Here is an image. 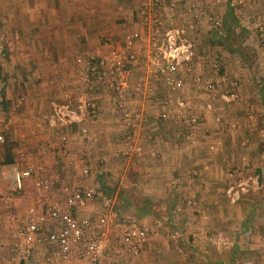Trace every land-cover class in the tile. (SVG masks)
<instances>
[{"label": "crops", "instance_id": "crops-1", "mask_svg": "<svg viewBox=\"0 0 264 264\" xmlns=\"http://www.w3.org/2000/svg\"><path fill=\"white\" fill-rule=\"evenodd\" d=\"M170 1L162 0L163 12ZM175 1V12L181 21L191 16V11L182 7L186 2H195L198 7L214 3V12L222 7L215 0ZM139 3L140 0H0V133L10 135L16 142L13 160L23 153L31 162H43L51 183L49 189L39 190L32 178H25L24 189L12 195L9 206L0 200V209L23 214L39 193L61 192L64 184L94 185L97 193L77 207L80 215L111 210L144 222L161 220L163 228L180 231L172 241L151 238L136 255L124 253L111 233L112 258L103 264H264L252 256L264 245V104L257 89L261 81L257 75L250 92L245 82L242 96L231 101L215 96L211 109L204 108L208 92L191 89L185 98L186 113L164 112L162 99L167 90L161 85L141 80L139 93L134 91L140 75H144L148 53L146 41L136 43V57L129 67L122 96L109 84L102 85L94 93L96 113L68 132L67 146L86 160L90 173L83 174L78 162H69L59 152V135L46 122L51 100L75 94L69 76L81 72L75 57L87 60L104 54L107 48L101 41L103 34L109 33L116 43H122L127 31L142 28ZM263 12L264 0H249L242 22L249 30L247 39L257 33L252 27V13ZM214 26L202 21L197 29L208 31L207 39L212 41L219 38L209 33ZM261 55L264 59V46L258 58ZM216 56L213 57L218 59ZM206 66L207 63L195 68L199 71L197 77ZM220 66L221 70L226 67ZM207 79L213 82V78ZM191 80L196 81L195 77ZM213 83L218 89L223 86ZM246 94L254 97L253 114L248 115L246 107L245 113L236 118L233 113L239 107L230 106L233 102L245 105ZM3 97L8 101V111L2 106ZM125 110L137 113L130 124L125 120ZM3 159L0 140V189L8 191L1 171L10 162ZM252 170L259 175V187L231 202L225 193L230 178ZM104 185L113 191L107 194ZM203 230L219 234L220 239H211ZM10 240V231L0 225V264H4ZM42 256L35 247L30 260L40 264ZM53 264L85 263L68 258Z\"/></svg>", "mask_w": 264, "mask_h": 264}, {"label": "built area", "instance_id": "built-area-1", "mask_svg": "<svg viewBox=\"0 0 264 264\" xmlns=\"http://www.w3.org/2000/svg\"><path fill=\"white\" fill-rule=\"evenodd\" d=\"M215 2L218 5H229L237 16H240V9L249 4V0ZM161 3L162 0H140L138 13L141 29L127 31L122 43H116L109 33H105L101 40L107 48L104 54L87 60L82 56L75 57V63L81 67L80 74L69 75L75 86V94L64 99H52L50 102L46 122L59 135V152L69 162H78L85 175L90 173V167L82 156L75 154L67 146L68 132L73 125L82 123L96 113L94 93L102 85L109 84L115 93L122 96L129 67L136 57L133 50L136 43L146 41L148 53L144 75H140V83L134 85V91L139 93L142 88L141 80H146L147 84L161 85L167 90V96L162 99L164 112H174L177 115L186 113L185 98L191 89L208 92L205 109L213 107L215 96L225 101H231L237 96L234 80H228L225 88L218 89L211 79L191 74L197 66L206 63L214 70L220 68V61L210 58L209 52L197 50L195 32L197 24L202 21L219 25L222 12H214V3L211 2L200 7L195 2H186L182 7L187 12L191 11V16L181 21L175 12V0L169 2L168 10L164 12ZM251 18L252 27L256 29L257 36L264 45V12L252 13ZM187 75L192 79L195 77L196 81L189 83ZM124 116L127 124H130L137 113L125 110ZM82 130L86 132L84 127ZM0 140H4L1 133ZM247 167L248 165L246 169ZM1 175L8 182V191L0 189V200L5 206H9L14 193L24 189L27 177L32 178L33 185L39 190H47L51 186L44 163L31 162L23 153L4 167ZM258 187L259 175L252 170L242 176L230 178L225 193L231 202H236L251 188ZM60 191L37 194L34 203L23 214L12 209H0V225L7 228L11 236L4 264H38L30 260L35 247L43 254L40 264H53L57 260L68 258L85 264H103L105 259L112 258L110 251L114 249V245L111 243V233L121 243L122 251L130 255L138 254L153 237L172 241L180 235L178 229L163 228L161 220L144 222L136 216H119L111 210L99 215H80L77 207L94 197L97 186L73 187L64 184ZM202 218H206V213H202ZM203 233H207L206 230ZM208 237L220 239L219 234H208Z\"/></svg>", "mask_w": 264, "mask_h": 264}, {"label": "rangeland", "instance_id": "rangeland-1", "mask_svg": "<svg viewBox=\"0 0 264 264\" xmlns=\"http://www.w3.org/2000/svg\"><path fill=\"white\" fill-rule=\"evenodd\" d=\"M227 7H229V5H225V4H223L222 7H221V12H222L223 16H224V12H226V10H227ZM232 11H233L234 16H235V18L237 20L236 24L233 25V28H234L235 31H237L240 28L239 25H242V22L246 19V18H244V16L246 15L245 14L246 6L244 8H241L240 11H239L240 12L239 14H240L241 18H239V16L236 15V13H235V11L233 9H232ZM219 25L214 26L213 28L209 29L210 35L217 34L218 32L222 33L223 27H219ZM197 31H198V33L195 36L196 37L195 39H196V48H197V50L198 51L208 50L207 52H210V56H209L210 58H214L213 56L217 55L218 57L217 56L216 57L219 60L222 61L221 65L224 64L226 66V67H224V70H221V69L213 70V69L209 68L208 66H206V68L204 67V69L201 71L199 76L205 75L204 77H206V78H213V82H217V84L218 83L219 84L220 83L223 84L222 87L220 86L221 88H225L226 87L228 80L236 81L235 91L237 92V96L235 98L239 97L240 95L242 96L244 94L243 92H241V89L244 88V87H242V85L244 86L245 82L248 85L247 86V90L249 92L251 91L249 89H250V86H252L251 84H254V76H255V79H256V75H257L258 77H260V80L263 82V79H264V72H263L264 59H263L262 55H261V58L260 57L258 58V54H261V49H263L264 45L262 46L260 38H259V36H257V33H256V36L254 38H249V39L245 38L243 40V44L253 46V48L255 49V52H256L254 60H253V63L250 64V63H248V61H246L240 55V53L237 50H235V49L234 50H230V51L229 50H225L224 49L225 47L222 46V44H220L219 42L213 41V40L210 41L209 39H207V32L208 31H204V29L201 32H200L199 29H197ZM252 34H253L252 35V37H253L254 33L252 32ZM256 40H257V42H256ZM231 42H232L231 44L233 46L236 45V41L235 40L231 41ZM218 59H216V60H218ZM258 60H261V61L259 62ZM198 72L199 71L198 70L196 71V69H195V70H193L191 72V74H194L196 76ZM222 76H223L224 80L218 79L219 80L218 81V80L215 79L217 77L220 78ZM191 79H192L191 76L187 75V81H189V83L193 82ZM255 81H256V83H258L257 80H255ZM248 82H249V84H248ZM247 95L248 94L245 95L247 99L245 101V105L242 104L243 106L238 105L239 103L237 104V103H234V102L232 103L231 102L232 106H230V108H233V106H235L233 109H237L239 107V109L236 110L235 113H233L234 117L237 118V117L243 115V113H245V110H246L245 108L246 107H249V110H248V112L246 111V113L248 115L253 114V108L255 106L254 107H251V106H252V103L255 102V100H254V97H253L252 94H249L248 96ZM248 98H250V99H248ZM254 112H257V111L254 110ZM260 112H263V111H260ZM256 114H259V112L256 113ZM261 117L264 118V113L261 114ZM262 131H264V130H262ZM252 256L255 257V258H258V261L264 262V259H263L264 258V245H262V249H260V251L257 254H255V255L252 254Z\"/></svg>", "mask_w": 264, "mask_h": 264}, {"label": "trees", "instance_id": "trees-1", "mask_svg": "<svg viewBox=\"0 0 264 264\" xmlns=\"http://www.w3.org/2000/svg\"><path fill=\"white\" fill-rule=\"evenodd\" d=\"M236 18L234 16V13L232 11V8L229 6L227 7L226 12L224 13V16L222 18V21L219 25V27H223L222 33H217L219 38L217 41L222 46L226 47L228 50H237L240 55L248 61V63L252 64L254 57H255V49L251 45H246L243 44V40L246 38L249 30L246 28L244 25H239V30L235 31L233 28V25L236 24ZM216 34H213V36ZM236 41V45H232L231 41ZM257 89L262 96V102L264 104V83L262 81H259L257 85ZM3 94V93H2ZM2 106L5 109V111L9 110V104L8 101L3 97L2 98ZM15 141L12 140L11 136L8 134H4V140H3V148H4V159L3 162L8 163V162H13V157H12V147L15 145ZM102 188V186H100ZM105 188V191L107 194H110L111 191H113V188L110 190V188L106 185H104L103 189Z\"/></svg>", "mask_w": 264, "mask_h": 264}]
</instances>
